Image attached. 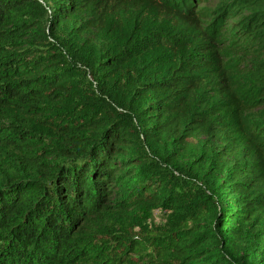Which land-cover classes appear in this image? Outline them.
Here are the masks:
<instances>
[{
  "label": "trees",
  "instance_id": "16d2710c",
  "mask_svg": "<svg viewBox=\"0 0 264 264\" xmlns=\"http://www.w3.org/2000/svg\"><path fill=\"white\" fill-rule=\"evenodd\" d=\"M0 264H264V0H0Z\"/></svg>",
  "mask_w": 264,
  "mask_h": 264
},
{
  "label": "rangeland",
  "instance_id": "374dc122",
  "mask_svg": "<svg viewBox=\"0 0 264 264\" xmlns=\"http://www.w3.org/2000/svg\"><path fill=\"white\" fill-rule=\"evenodd\" d=\"M216 0H212V3H215ZM214 6V4L212 5ZM166 222V215L161 210H154L151 213V220L149 221L150 225L154 226H163Z\"/></svg>",
  "mask_w": 264,
  "mask_h": 264
},
{
  "label": "water",
  "instance_id": "95a60500",
  "mask_svg": "<svg viewBox=\"0 0 264 264\" xmlns=\"http://www.w3.org/2000/svg\"><path fill=\"white\" fill-rule=\"evenodd\" d=\"M226 227V226H225Z\"/></svg>",
  "mask_w": 264,
  "mask_h": 264
}]
</instances>
